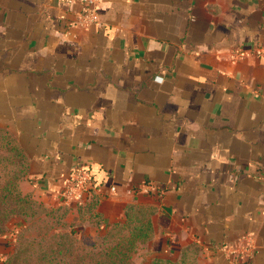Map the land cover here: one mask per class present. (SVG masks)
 <instances>
[{
  "label": "crops",
  "instance_id": "crops-1",
  "mask_svg": "<svg viewBox=\"0 0 264 264\" xmlns=\"http://www.w3.org/2000/svg\"><path fill=\"white\" fill-rule=\"evenodd\" d=\"M78 11L0 0V134L23 157L20 191L78 239L148 210L134 264L193 247L228 264L218 248L243 234L246 264H264V0H98V23L70 28ZM76 169L92 178L86 209L59 202ZM147 183L162 196L132 192Z\"/></svg>",
  "mask_w": 264,
  "mask_h": 264
},
{
  "label": "trees",
  "instance_id": "trees-1",
  "mask_svg": "<svg viewBox=\"0 0 264 264\" xmlns=\"http://www.w3.org/2000/svg\"><path fill=\"white\" fill-rule=\"evenodd\" d=\"M0 148L11 156L9 158L0 157V171L5 173V175L0 176V179L5 178L8 180V183L2 188V199L7 200L14 196L17 202L27 203L28 200L33 198L30 194H23L19 189L23 170V157L20 154V150L8 137L2 134H0ZM13 181H16L15 185ZM91 200L92 195L89 194L88 198L81 204L83 209L91 205ZM39 206L45 211V216L51 217L54 225L51 230L54 235H67L74 243H81L86 240L76 238L73 231L55 228V220H53L52 212L44 208L41 204ZM0 212H2L1 215L3 217V219H0V234L6 232L8 225L14 220L25 222L23 218L28 216L22 207L19 209L11 208L9 210L7 208L0 209ZM151 236L152 228L148 210L143 207L131 206L127 209L123 222L114 223L104 232L98 233L97 236L90 238V250L86 255L65 260L66 258L63 256L66 252L64 253L62 249H58L61 243L57 241L55 242V249H52L47 254H43L39 257V261H45V264H52L53 262H56V264H134L132 261L133 255L137 252L138 247L148 241ZM17 240L15 237L13 250L7 259V264H12L13 262L15 257L14 247ZM31 242H36V239ZM197 257L198 250L193 247L185 250L178 260L172 261L155 258L151 260L150 264H195L194 262Z\"/></svg>",
  "mask_w": 264,
  "mask_h": 264
},
{
  "label": "rangeland",
  "instance_id": "rangeland-1",
  "mask_svg": "<svg viewBox=\"0 0 264 264\" xmlns=\"http://www.w3.org/2000/svg\"><path fill=\"white\" fill-rule=\"evenodd\" d=\"M0 157L9 158L11 156L0 148ZM1 175H5V173L0 171V176ZM15 182L16 181H13L14 185ZM6 183H8V180L5 178L0 179V209L7 208L9 210L11 208L19 209L22 207L24 212L28 214L26 218H23L25 219V222L19 221L18 232L15 234V237L18 240L14 247L15 257L12 264H45V261H39V257L43 254L49 253L52 249H55V242L57 241H60L61 243L58 249H62L64 253L66 252L63 256L66 258L65 260L84 256L88 253L90 250L89 243L91 242V239H86L81 243H74L67 235H54L52 233L51 229L54 225L51 217L45 216V211L39 206L38 201L33 196V199L28 200L27 203L21 201L17 202L14 196V199L9 198L3 200L2 188L5 187ZM1 213L2 212H0V219H3ZM29 214L31 215L30 217ZM35 239L36 242L32 243L31 241ZM197 258L194 262L195 264H198ZM190 262L192 263V261ZM52 264H56V262H53Z\"/></svg>",
  "mask_w": 264,
  "mask_h": 264
},
{
  "label": "built area",
  "instance_id": "built-area-1",
  "mask_svg": "<svg viewBox=\"0 0 264 264\" xmlns=\"http://www.w3.org/2000/svg\"><path fill=\"white\" fill-rule=\"evenodd\" d=\"M61 5H78L79 11L74 22L69 24L70 28L87 29L91 25L98 23L96 5L98 0H55ZM255 54L260 55L261 49H256ZM92 186V178L86 169H76L68 174L63 182V189L59 193V202L69 206L72 203L80 204L84 202ZM133 193L155 194L161 197L163 190L156 185L147 183L132 189ZM218 250L223 253L228 264H246L255 254L253 237L250 234H243L238 237L234 244H222Z\"/></svg>",
  "mask_w": 264,
  "mask_h": 264
}]
</instances>
